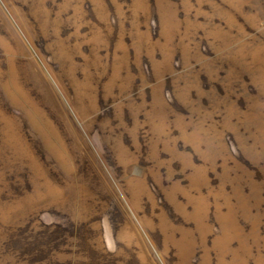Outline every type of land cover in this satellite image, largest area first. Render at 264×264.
Returning a JSON list of instances; mask_svg holds the SVG:
<instances>
[{"label":"rangeland","instance_id":"374dc122","mask_svg":"<svg viewBox=\"0 0 264 264\" xmlns=\"http://www.w3.org/2000/svg\"><path fill=\"white\" fill-rule=\"evenodd\" d=\"M0 264H264V0H0Z\"/></svg>","mask_w":264,"mask_h":264},{"label":"bare ground","instance_id":"6f19581e","mask_svg":"<svg viewBox=\"0 0 264 264\" xmlns=\"http://www.w3.org/2000/svg\"><path fill=\"white\" fill-rule=\"evenodd\" d=\"M118 77H119V67H116L115 68V71H114V74H113V76H112V78L110 79V83H111V85H115L116 83H117V79H118ZM111 89V88H110ZM113 99V98H112ZM80 100H82V99H80ZM83 101V100H82ZM85 113V112H84ZM180 191V190H179ZM186 191V190H185ZM180 192H182V191H180ZM187 192V191H186ZM186 195V194H185ZM188 198H189V196H188ZM196 198V197H195ZM195 203V202H194ZM198 205V204H197ZM186 206V205H185ZM199 206V205H198ZM188 208V207H187ZM185 212L187 213V211L185 210ZM191 213V212H190ZM191 215V214H190ZM192 216V215H191ZM201 217V216H200ZM188 219V218H187ZM185 237V236H184ZM188 237V236H187ZM187 239V238H186ZM188 244V243H187ZM186 245V244H185Z\"/></svg>","mask_w":264,"mask_h":264}]
</instances>
